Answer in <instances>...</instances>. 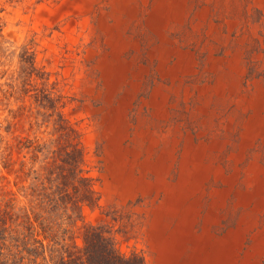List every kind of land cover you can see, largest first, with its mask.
Masks as SVG:
<instances>
[{
    "label": "rangeland",
    "instance_id": "rangeland-1",
    "mask_svg": "<svg viewBox=\"0 0 264 264\" xmlns=\"http://www.w3.org/2000/svg\"><path fill=\"white\" fill-rule=\"evenodd\" d=\"M0 136L14 190L83 148L77 243L264 264V0H0Z\"/></svg>",
    "mask_w": 264,
    "mask_h": 264
},
{
    "label": "trees",
    "instance_id": "trees-1",
    "mask_svg": "<svg viewBox=\"0 0 264 264\" xmlns=\"http://www.w3.org/2000/svg\"><path fill=\"white\" fill-rule=\"evenodd\" d=\"M2 141L0 136V162L20 178ZM84 166L83 148L70 144L44 173L29 168L28 184L15 182L17 190L0 181V264H145L139 254L121 255L103 225H85L82 242L74 240L69 224L99 201L95 178Z\"/></svg>",
    "mask_w": 264,
    "mask_h": 264
}]
</instances>
